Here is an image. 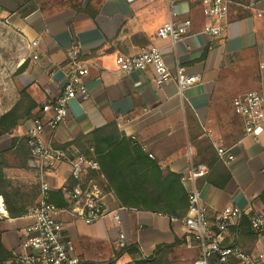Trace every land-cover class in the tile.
Instances as JSON below:
<instances>
[{
  "label": "crops",
  "instance_id": "1",
  "mask_svg": "<svg viewBox=\"0 0 264 264\" xmlns=\"http://www.w3.org/2000/svg\"><path fill=\"white\" fill-rule=\"evenodd\" d=\"M172 1L178 19L192 20L190 33L179 39L175 49L168 40H155L158 27L168 20L167 0H0V116L26 89L37 102L33 113L48 117L51 112L43 106L60 93L67 53L77 44L81 58L91 65L85 78L88 96L70 100L66 120L54 129L46 127L44 142L64 144L115 120L120 130L159 159L162 169L187 173L189 152L195 164L207 165L208 173L197 184L211 214L228 205L247 212L264 210V202L256 199L264 192V122L255 136L247 134L243 119L231 107L238 94L257 90L264 95V17L259 15L264 13V0H232L229 24L219 36L203 31L204 0ZM34 40L37 44L31 46ZM153 41L172 69L177 58L187 73L198 77L184 96L178 94L175 78L160 85L151 68L119 70L118 54L134 55ZM35 53L37 58L32 57ZM33 118L12 135L1 136L0 147L9 135L12 148L11 137L22 138ZM217 147L228 149L234 158L221 159ZM68 169L65 163L58 165L49 182L56 187L75 183ZM25 171L32 179L31 186L22 187L28 211L39 193L34 197L33 170ZM182 184L187 190L189 184ZM105 202L109 210L119 212L120 224L111 216L87 224L62 215L64 233L72 239L82 264L111 261L120 249V231L128 245L137 244L145 257L153 255L157 245L173 244L185 235L182 222L166 214L120 206L112 192ZM239 220L226 232L224 244L240 241L235 232ZM28 222L25 215L3 216L0 258L24 251L23 228ZM187 248L190 261L200 255L198 248ZM262 248L264 239L257 236L251 251ZM130 263L133 259L123 254L113 264Z\"/></svg>",
  "mask_w": 264,
  "mask_h": 264
},
{
  "label": "built area",
  "instance_id": "2",
  "mask_svg": "<svg viewBox=\"0 0 264 264\" xmlns=\"http://www.w3.org/2000/svg\"><path fill=\"white\" fill-rule=\"evenodd\" d=\"M231 2L232 0L203 1L202 13L206 18L203 31L206 34H222L229 24ZM167 5L168 20L158 27L155 40H168L169 46L175 49L179 39L190 33L192 20L178 19V11L172 0H167ZM259 15L264 17L263 12ZM36 44L35 40L31 42V46ZM32 57L37 58L38 54L35 53ZM116 64L122 72L151 68L160 85L175 78L180 96H184L187 89L198 79L197 76L187 73L177 58L172 69L162 48L156 45L155 41L141 47L134 55L118 54ZM65 66L67 73L60 93L43 106L44 111L51 112L50 115L46 118L35 116L33 126L23 136L30 153L28 165L35 171L39 184L38 199L25 214L29 222L23 228L24 251L12 257L0 258V264H82L72 239L64 233L65 223L62 215L69 214L87 224L103 220L107 216H111L118 224L121 221L119 212L107 208L105 197L108 192L94 178L93 173L100 174L101 170L94 147H55L42 139L46 127L54 129L66 120L71 99L88 96L85 78L91 65L81 58L77 44L68 51ZM231 107L233 112L243 119L245 132L255 136L257 128L264 122V95L257 90L238 94L232 98ZM131 138L135 143H139L134 136ZM141 147L146 150L145 145L142 144ZM217 152L223 160L234 158L224 147H217ZM149 156L154 157L150 152ZM189 158L188 172L181 176V180L189 184L187 213L183 217L170 218L182 222L186 244H194L199 249L200 255L193 264H225L229 260H233L234 264H264V248L247 252L236 243H223L226 232L232 225L237 224L243 214L250 216L252 228L264 239V210L247 212L236 205H228L211 214L204 204L202 192L197 184V180L206 175L209 168L205 164H195L190 152ZM62 163L68 165L69 177L76 182L75 185L62 184L56 187L49 182L51 171ZM56 191L63 194L66 203L64 206H57L51 201L52 194ZM5 215V203L0 197V218ZM117 244L119 247L128 245L124 231L119 232Z\"/></svg>",
  "mask_w": 264,
  "mask_h": 264
},
{
  "label": "trees",
  "instance_id": "3",
  "mask_svg": "<svg viewBox=\"0 0 264 264\" xmlns=\"http://www.w3.org/2000/svg\"><path fill=\"white\" fill-rule=\"evenodd\" d=\"M23 68L24 64L20 66L19 71ZM36 106L37 102L27 90H21L19 100L0 116V137L6 134L12 135L18 126L37 116L33 113ZM11 143L13 153L21 158L15 167L29 169L27 161L30 153L26 138L12 136ZM54 146L80 148L93 146L101 166L100 174L93 173V175L96 181L105 186L107 192L114 194L120 206L151 210L169 217H183L187 213L188 194L181 181L182 175L168 168L162 169L159 159L150 157L140 144L135 143L130 136L118 128L115 120L87 134L79 133L70 142L54 144ZM11 167L14 165L9 163L6 154L0 153V195L4 198L9 217L16 218L27 213V205L24 204V194L20 188L14 186L7 178L6 170ZM33 185L32 190L36 197L35 193H39V184ZM256 199L264 202V192ZM51 201L57 206L66 204L60 191L52 194ZM235 232L240 241L234 243L240 245L243 250L251 252L256 246L258 234L251 226L249 215L241 216ZM183 244H186L184 237L182 240L177 239L173 244L157 245L153 255L149 257L143 255L137 244H130L120 247L114 258L106 264H113L114 260L123 254L129 255L134 264H177L168 259L167 253ZM225 264H234V261L229 260Z\"/></svg>",
  "mask_w": 264,
  "mask_h": 264
},
{
  "label": "rangeland",
  "instance_id": "4",
  "mask_svg": "<svg viewBox=\"0 0 264 264\" xmlns=\"http://www.w3.org/2000/svg\"><path fill=\"white\" fill-rule=\"evenodd\" d=\"M0 99H1V97H0ZM1 103H2V101H0V104ZM8 136H6L7 137L6 141L0 147V153H5L9 163L11 165H14V167L8 168L6 175L9 176V177L10 176H21V177H16L17 179L15 177H10V178L7 177V178H9V180H11V182H12V184L14 186L20 188L21 192L24 194L23 198L26 200V198H25L26 194L24 193L25 191L23 190L24 188H22V187H24L26 185L29 186L30 183L32 182V179L28 175H26L27 172L25 171V169L23 170V169L15 167V165L19 164L21 158L13 153V150H12V148L10 146V141L8 139L9 138ZM127 136L132 137L131 135H127ZM27 164H28V161H27ZM28 167H29V165H28ZM29 169H31V168L29 167ZM33 172H34V177H35V178H33V180H35L34 184H36V183H38V181L36 179L35 171H33ZM19 178H21V179H19ZM33 186L34 185L32 184V188H33ZM101 186H103V185H101ZM103 187L105 189V186H103ZM27 200H28V197H27ZM4 203H5V201H4ZM30 206H31V204H30ZM5 208H6V206H5ZM2 218H0V221H2L1 220ZM187 246L188 245L185 244V245L179 246L180 248L176 247V248H174L172 250H169L168 253H167L168 259L170 261H172V262L177 263V264H193L194 260L190 261L189 252L187 251L188 250ZM188 247H190V246H188ZM192 247L197 248L196 246H194V244L192 245ZM198 250L194 249V252H195L196 255L198 254Z\"/></svg>",
  "mask_w": 264,
  "mask_h": 264
}]
</instances>
